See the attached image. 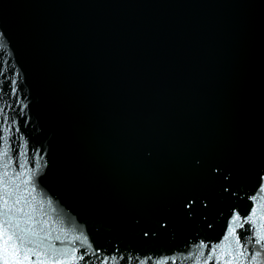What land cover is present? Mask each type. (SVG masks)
Returning a JSON list of instances; mask_svg holds the SVG:
<instances>
[{"label": "water", "instance_id": "1", "mask_svg": "<svg viewBox=\"0 0 264 264\" xmlns=\"http://www.w3.org/2000/svg\"><path fill=\"white\" fill-rule=\"evenodd\" d=\"M8 161L79 264H217L264 178V0H0Z\"/></svg>", "mask_w": 264, "mask_h": 264}, {"label": "snow or ice", "instance_id": "2", "mask_svg": "<svg viewBox=\"0 0 264 264\" xmlns=\"http://www.w3.org/2000/svg\"><path fill=\"white\" fill-rule=\"evenodd\" d=\"M8 157V152L3 154ZM10 161L4 164V172L0 174V238H2V264H79L85 259V254L79 253L75 247L58 248L50 241L52 232L48 230L47 220L37 219L34 206L35 189L29 188L31 177L23 170L10 176L7 169ZM257 195L251 197L256 201V210H250L251 215L244 218L243 222L239 214L233 217V227L228 229L225 240H233L234 246L217 245L213 248V255L208 259L216 258L217 264H264V259L259 251L249 255L248 249L241 244V238L237 235V226L243 228L244 224H250L255 231V242L264 247V178L258 179ZM31 198V199H29ZM55 240H68L67 233L56 235ZM80 241L86 243V239L73 236L71 242ZM247 243V240H245ZM219 251V257L216 252Z\"/></svg>", "mask_w": 264, "mask_h": 264}]
</instances>
